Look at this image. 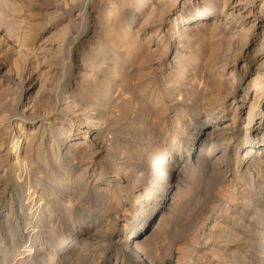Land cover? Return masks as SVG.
<instances>
[{
	"label": "bare ground",
	"instance_id": "1",
	"mask_svg": "<svg viewBox=\"0 0 264 264\" xmlns=\"http://www.w3.org/2000/svg\"><path fill=\"white\" fill-rule=\"evenodd\" d=\"M249 1L252 2L253 0H0V33L4 30L5 34L7 33L8 36L13 39V41H9V39L5 41V44L12 42L9 43L11 45L8 44V46H18L21 50L22 44L28 41V39H31L35 29L38 30L39 28L44 30L45 27L48 26L53 28V24L55 25L58 23H61V25L58 31H55L63 36L60 45L56 44V48H54V51L61 55L62 59L60 61L63 62V65L58 66L59 64L57 65V62L54 63L52 59H49V62L47 61L48 63H46L49 67L45 69V66L43 67L40 64V62L44 60L42 61L40 59V62H37L35 58L38 55L36 54L34 57L36 61L32 58L35 61V65L34 68L32 67L33 70L31 69V72L28 73V75L32 74V77L29 75L30 79L28 81L23 80L21 74L16 72L21 70V68H18L19 70L12 73L9 72V68L4 70L3 64L0 62V89H3L2 86H5V88L17 86L20 97L22 94H28L30 89L33 88L39 80H48L44 78L47 76L44 75L45 72L53 79H59L57 84L51 85V91L47 90V93H45V98L51 101V108H48L50 109V115L48 113V117L54 118L55 121L58 120V130H56L57 132L54 138L52 137L51 139L49 136L43 141L46 145V150L50 153L47 152L50 158V165L53 166L54 164L56 166L57 176H54L53 172L47 173L50 166H48L46 162L47 155L40 153L39 147L41 143L39 142L40 144L34 147V153H32L33 147L30 146L36 136V132L43 134L48 126L51 127L49 130L47 129L48 134L53 132V121L47 124L48 122L46 123V121L48 117L45 116L46 118H38L35 122L31 121L28 124L19 123L17 127H15L13 120L16 116H18L20 120H23L32 113L31 111L26 113L25 110L22 109L16 111L15 108L12 114L6 115V113L3 112V116L1 115L0 117V122L3 119L6 121L4 125L1 124L2 122L0 123V146L1 144L5 146V151H2V155L6 158V162L9 163V165L6 163L8 167L6 168L7 170L5 169V173L9 171L10 175H14L18 182L25 181L28 193L26 194L29 199V212L25 220L26 224L19 229L21 233L27 236L28 240L26 239L24 243L28 245L18 250V255L24 256L33 252L34 249L33 246H31V242L36 241V238L40 235L38 232L39 228L56 229V222L54 221L53 227H51V218L53 217L52 201L43 198L45 194L53 195V191L48 190L47 192V189L45 190L47 185L40 184V180L44 178L41 175L42 173H46V175L49 174L46 178H50L51 180L54 178L58 181V185H64L63 188H65V190L71 181L66 174L68 173L67 167L60 156L58 154L53 156L54 149H57L59 152L60 148H63L62 155H66V157L72 152V159H80L78 160L83 165V167L81 165L80 167L84 171V174L93 178L94 184L102 182L101 185L105 187L107 192L111 190L114 192L120 191L126 186H121L122 183L125 184V179L119 177L117 172L104 177L102 172L103 162L100 157L104 152L101 150L100 143L96 142L97 139H95L98 131L96 130L97 128L94 127L100 124L99 119H102L100 118L102 116L100 112L105 108L104 104L98 102L100 100L97 101V97L104 96L107 90L114 87V79L117 77V71L114 66L113 69H108L109 67L107 68L106 65L103 66L102 63H98V65L94 64L97 57L100 56L99 54H102V60H106L109 56L108 54L111 53L112 56L109 58L113 60V63L114 61L117 63L122 62L123 64L128 63L129 65L127 66H129L130 69H135L136 72L142 73V79L140 78L141 81L139 80V83L137 81L136 84L120 83L117 84L119 85L118 89L119 91L123 90L134 94L137 93L139 105L147 109V115H149L151 119V121H148V125L146 124L147 127L153 129L158 136L165 141L164 143L160 141L163 143L162 149L156 161H154L153 165L150 167V182L151 184L157 183L158 186L154 189L159 188L162 191L160 197L158 198L156 195H152V203L148 206V209L144 211L141 220H138L135 228L130 230L124 239L125 246H131L130 249L132 248L137 253L132 263H143L140 249H143L141 245H143L149 237L143 235L152 224L151 213L154 209L156 210L166 202L170 189L178 186V177L183 173L192 170L201 171L208 166H217L218 168L216 167L217 170L215 169V171H217L216 174L220 176L221 179L224 178L223 172L229 171L231 180L234 179V181L241 182V184L244 181L248 183V187H252L253 179H251V175L253 174L255 180H261L260 187L263 189L262 191H264V177L260 176V173H264V110L259 109V104L261 103L259 102V95L264 89V60L258 62V56L257 59L248 58V60H245L241 65L243 67L242 73H239L238 78L235 76L233 77L235 67L230 66L231 69L227 68V61H222L226 40L222 41L224 38L222 39L221 35L223 34L219 36L221 37L220 39L213 34L218 25L222 24L224 17L226 18V16H229L235 21V17L237 16L242 27H238L237 23H233V27H238V32L244 30L248 33L252 29L257 31V29L263 28L261 29V36L264 39V12L262 11L264 8V0H262L259 5L260 8L257 11H255L252 3ZM137 2L141 3V9H136V13L131 17V20H137L138 25L132 31L131 38L130 40L128 39L129 41L126 40L124 36H122L124 39L116 38L117 40L127 43V46L124 48H121L123 44L115 46V38L113 37L116 33L124 34V22L122 23V19L127 16L129 7ZM177 7H179L180 10H175ZM172 10L175 11L174 17L170 19L169 14L172 13ZM91 18L93 21L90 25L89 20ZM126 18L128 19V17ZM24 23L28 28H24L23 30L22 28L26 27L23 26ZM131 23H127L128 28H130ZM163 23H168L164 34L161 33L160 30ZM179 23L180 25L178 26ZM244 25H246L245 28H243ZM148 26L154 27L155 30L153 29L147 33L144 32L145 36L143 35L144 37H141L140 28ZM230 29L231 28L224 29L223 32H229ZM165 36L167 37L163 38ZM52 38L53 37H51V39ZM53 44L55 43L53 42ZM108 45L110 48L107 47ZM259 46L258 48H261L262 44ZM118 50L122 52V61L119 59ZM171 50L172 57L167 60L165 57ZM2 52L5 55L3 50ZM256 53L260 54L261 50H256ZM57 55L55 56L57 57ZM155 56L160 57L162 60H159L160 58L157 59L159 61L154 60L153 58H155ZM48 57L53 58V55ZM58 58H60L59 55ZM232 65H235V63ZM163 68L165 69L164 72ZM101 71L104 72V74L99 78L97 75ZM68 74H71V76L67 78ZM251 74L254 75L247 78L248 80L244 83L242 94H240L242 98H233L230 103L227 104V99L226 96L222 94L221 86H225L227 82L234 84L237 80L242 81L245 79V76L249 77ZM51 77H49L50 80L52 79ZM215 78L219 80L218 85H216ZM119 82L120 81H118V83ZM43 83L40 82L39 86L37 84V91L34 92L36 95L33 96L32 94L33 98L30 99L32 101H29L30 105L38 101H35V98L40 92V89L42 90L41 84ZM46 88L49 87L46 86L45 91ZM250 91L253 92V95L252 93L250 94L252 95V99L245 106V99H247ZM25 98H27V96ZM102 100L103 99H101V101ZM37 103H40V101ZM186 103L189 105L188 107L192 108H188ZM41 105L42 104H40V107ZM35 106L37 107L38 105ZM193 108H195V110H193ZM40 113L42 114V111ZM185 114L190 116L189 118L191 119L188 120L195 122V126L190 129L192 133L185 132L184 127H186L185 125L187 123L185 124L184 122L187 120L186 117H188H185ZM243 114L246 116V123L242 125V137L237 140L236 137L239 130L236 123ZM105 117L107 116H104V118ZM253 117L255 118L254 120H256L254 127L250 126ZM108 118L109 117H107V119ZM123 118H125V116ZM178 119H180V121H178ZM82 120L85 122L83 124H86V130H81L79 123H76V121L81 122ZM179 123H182L184 127H180ZM102 124L99 128H102ZM25 125H30L31 127L28 128ZM29 129L31 130L29 131ZM173 130L175 132H173ZM64 131H66L65 134ZM170 132H172V134ZM53 133H55V131ZM250 133L253 135L250 136ZM69 135L71 136L69 141L73 140L74 144L72 141L67 144H62L65 141L64 138H67ZM181 136L184 137L186 141H184V148H181V140H183ZM89 137H91L90 140ZM249 137H251L253 141H250V145H246V143H249ZM59 139H62V143ZM89 141L94 147H92ZM87 153H91V157L85 156ZM231 153L233 156L232 161L227 162L225 159ZM85 157L87 158L84 159ZM252 167L256 170V174L249 173ZM162 169L164 171H162ZM169 169L170 171L167 172ZM184 169L185 171H183ZM200 174L201 173H199V175ZM161 175H164V179L162 180L159 179ZM13 180H15V178ZM4 181L0 179V185L6 187ZM8 195L9 194L5 192L0 194V199H3L2 203H0V223L8 221L7 219H3V214L7 207L5 206L6 201L4 202V200H6L7 197L9 198ZM247 202H249L248 199L242 200L243 205H246ZM173 203L175 204V202ZM61 206L62 214H71L70 206ZM115 213L117 212L114 209V214ZM149 214H151L150 217ZM66 218H68V216ZM163 226L166 227V225H162V227ZM150 230H152V228ZM88 232L86 233L87 235L85 234L86 236H90ZM54 236L56 237L57 233L53 230V237ZM57 238L62 240V237L57 236ZM110 238L119 241L121 238H124V230L120 231L118 234H112ZM59 246L62 245L59 244ZM44 260H48V258H44Z\"/></svg>",
	"mask_w": 264,
	"mask_h": 264
},
{
	"label": "rangeland",
	"instance_id": "2",
	"mask_svg": "<svg viewBox=\"0 0 264 264\" xmlns=\"http://www.w3.org/2000/svg\"><path fill=\"white\" fill-rule=\"evenodd\" d=\"M261 2L262 0H253L251 2L255 11L259 10L260 8L259 5L261 4ZM135 4L129 7V12L126 16L128 17V19L126 17L122 19V23L124 22L123 25L125 27V28L123 27V32L125 35L123 33L121 34L116 33L114 37L112 36L113 38H115V43H116L115 46L121 44H123L121 48L127 46V43H124V41H120L117 39H124L125 37L126 40L128 39L130 40L132 31L138 25L137 20H133V21L131 20V17L136 13V9L137 8L141 9L140 8L141 3L137 2ZM178 9L180 10L179 7H177V9L175 10L178 11ZM263 9L262 11L264 12ZM174 12L175 11L172 10L173 14L172 13L169 14L170 19L174 17ZM235 18L236 19L234 21L229 16H226V18L224 17L222 24L218 25V27L216 28L213 34L215 37L219 39L221 37L222 39L224 38L222 41L226 40L225 41L226 44H224L225 49L223 52L224 55L223 58L226 59L224 60L222 58V61L223 62L227 61V68H230V66L235 67V72L233 74V77L235 76L236 78H238L239 73H242L243 67L241 65L245 62V60H248V58L257 59L258 57H259L257 59L258 62H262L264 60V39L261 36L262 35L261 29L263 28L257 29V31L252 29L248 33H246V31L244 30L238 32L237 28L242 27V24L240 23V20L237 18V16ZM92 21L93 20L91 18L89 20L90 25L92 24ZM127 23L128 24L131 23L130 28L127 27ZM233 23L234 24L237 23L238 27L234 28ZM60 25L61 23L55 25L53 24V28L48 26L45 27L44 30L38 28L39 32L37 29H35L32 35V37L34 38L31 37V39L25 41L27 43L24 42L22 44L21 50L18 48V46L17 47L8 46V44L12 42L5 44L6 40L8 41L9 39V41L10 40L13 41V39L10 36H8L7 33L5 34V31L3 30L0 33L2 35H5V36L0 35L1 38L0 62L3 64V69L7 70L9 68L8 69L9 72L15 73L16 70H19L21 68V70L16 72L21 74V78L23 80L28 81L30 77H32V74L31 75L29 74L30 75L29 77L28 73L31 72L30 71L31 69L33 70L35 65L34 63L36 60L37 62H40L39 61L40 59L42 61L44 60L43 62H40V64L43 67L45 66L44 67L45 69H48L49 67L48 64L46 65V63L49 62V59H52L54 63L57 62V65L59 64L58 66L60 65L62 66L63 62L60 61L62 59L61 55L54 51L55 50L54 48H56L55 45L56 44L60 45L63 39V36L58 32H56L58 31ZM167 25L168 23L162 24L161 26L162 29L160 28L161 33L164 34V31L167 29ZM179 25L180 23L178 24V26ZM23 26H26V24L24 23ZM245 27L246 25L243 26V28ZM24 28H28V26L23 27L22 29L24 30ZM229 28H231L229 32L228 31L223 32L224 29H229ZM153 29L155 30V28L152 26L140 28L141 37L145 36L144 32L147 33L148 31H151ZM220 35L221 37H219ZM51 37L53 38L51 39ZM166 37L167 36L163 38ZM53 42L55 44H53ZM260 44H262L263 47V48L261 47L262 49L258 48L260 47L259 46ZM107 47L110 48L109 45ZM4 48L7 50V52ZM43 48L45 50L47 49L46 50L47 52ZM258 49L261 50L260 54L256 53V50ZM2 50L4 51L5 55L3 54ZM51 50L53 51V53ZM171 52L172 50L165 57L167 60L168 58L170 59L172 57ZM121 53L122 52L118 50L120 60L123 57ZM36 54L38 56H36ZM50 54L53 55V58L48 57L51 56ZM57 54L59 55L60 58H58ZM55 55H57V57ZM99 55H98L99 57H97L96 60L94 59L96 61L94 62V64L98 65V63H102L103 66L106 65L107 68L109 67L108 69H113L115 67L117 71V77H115L114 79V87L107 90L104 96L97 95L98 96L97 101L98 100L101 101V99L104 100L98 102L104 104L105 108L103 111L100 112V114L102 115L100 117L102 119H99L100 124L94 127L97 128L96 130L98 131L95 139H97L96 142L100 143L101 150H103L104 152L102 156H100L101 161L103 162L102 172L104 177L110 176L111 173L117 172L119 177L125 179V184L122 183L121 186L123 185L126 186L123 189H121L122 191L115 190L116 192H114L111 190L107 192L105 187L101 185L102 182L94 184L93 178H90L86 174H84V171L80 167V165L83 167L82 163L79 161L80 159L79 158H75L76 160L72 159L73 158L72 152H70L71 154L69 153V156L66 157V155H62L63 148H60L59 152L57 151V149H54L53 156L57 154L60 156L61 160L67 167L68 171L67 170L66 171L68 173L66 174L68 175V178L70 179L71 182H69V185H67L65 190V188H63L64 185H58L57 180H55L54 178L53 180H51L50 178H46V176L48 177L49 174L46 175V173H42L41 176H43L44 178L40 180V184L45 186L47 185V187L45 188V190L47 189L46 190L47 192L48 190L53 191V195L45 194L43 198L45 200L47 199L48 201H52L51 204H52L53 217L51 218L52 221L51 227H53V221H54L56 222L55 223L56 229L39 228L38 232L40 233V235L38 236V238H36V241L31 242V246H33L34 249L33 252L28 255L20 256L18 255V250L28 245L27 243H24L26 239L28 240L27 236L21 233L19 230L20 228L23 227V225L25 226L26 224L25 220L27 219V215L29 212L28 211L29 199L27 197L28 193L26 189L27 184L25 183V181L18 182L14 175L13 176L10 175L9 171L5 173L9 163L6 162V158L4 157V155H2L3 154L2 151H5V146L1 144L0 158L2 159H0V179H2L3 181L6 180L4 181L6 183V187L0 185V194H2L3 192L8 193L9 198L7 197L6 200H4V202L6 201L5 206L7 207L3 214L4 217L3 219H7L8 221L5 223L3 222L0 223V264H43V263L44 264H134L132 263V260L137 255V253L132 248L130 249L131 246L129 247L125 246L124 239L130 232V230L135 228V225L137 224L138 220L139 221L141 220L144 211L147 210L148 206H150V204L152 203L153 200L152 195H156V197L158 198L160 197L162 191L159 188L154 189L158 186L157 183L151 184L150 182L151 181L150 167L153 165L154 161H156L157 157L159 156L160 150L162 149L161 148L162 144L165 141H163L162 138L158 136V134L153 129H149V127H147L148 121H151V119L149 115H147L148 114L147 109L139 105V102L137 101L138 100L137 93L134 94L129 91H123V90L119 91L118 89L119 85L117 84L120 83H127V84H136L137 82L139 83V80L141 81L142 79L141 76L142 73L138 71L136 72L135 69H130L129 66H127L129 65L128 63L123 64L122 62L117 63L115 61L113 63V60L109 58L112 56L111 53L108 54L109 56L106 58V60L101 59L102 54ZM35 56H36L35 58L36 60L34 59ZM155 58L153 59L156 61L162 60L158 56H155ZM57 60L60 62H58ZM234 63L235 65H232ZM164 71L165 69L163 68V72ZM102 74H104V72L101 71L100 73H98L97 77L100 78ZM44 75H47L44 78L48 80L45 79H42L41 81L39 80V82L36 83V85L30 89L28 94L25 95L22 94L21 97L19 96L18 93L19 91L17 86H14L13 88L12 87L5 88V86H2L3 89L2 88L0 89V117L1 115L3 116L2 114L3 112L6 113V115H9L12 114L15 111V109L16 111H18L19 109L25 110L26 113L30 111L32 112L31 115H29L27 118L23 120H20V118L16 116L13 120L15 127H17L19 123L28 124L31 121L35 122L38 118H42L45 116L48 117L50 115L49 113L50 109L48 108H51L50 106L51 101L50 99L48 100V98H45L46 97L45 93H47V90L51 91V85L57 84L59 82V79H53L47 72H45ZM253 75L254 74H251V76L249 77L245 76V79H243L242 81L237 80L236 83L234 84H232L231 82H227L225 86H221L222 94L226 96L227 100L226 99L225 100L227 104L230 103V101L233 98L236 99L240 97V94H242V89L245 85L244 84L245 81H247L248 80L247 78H250ZM70 76L71 74H68L67 78ZM49 77H51L52 79L50 80ZM118 81L120 82L118 83ZM40 82L43 83L41 84L42 90L40 89V92L38 93L40 95L37 94L35 98V101L38 100L37 102L40 101V103L35 102L30 105L29 101H32L30 99H32L33 96L36 95L34 94V92L37 91L36 86L37 84L39 86ZM215 82L216 85H218L219 83L218 78H215ZM46 86H48L49 88H46L45 91ZM252 91H250L249 95L247 96V99H245L246 100L244 104L245 106L252 99L251 97L253 95ZM251 93L252 95H250ZM26 96L27 98H25ZM39 99H41L42 101ZM259 102H261L259 104V109L264 110V89L259 95ZM40 104H42L41 107ZM35 105H38L37 106L38 108ZM186 106L188 107L189 105H187L186 103ZM188 108H192V107H188ZM43 110L46 111L44 112ZM193 110H195V108H193ZM41 111L42 114L40 113ZM104 116H107L109 118L108 119L107 117L104 118ZM124 116L125 118H123ZM185 117L187 118V120L184 122L185 124L187 123L185 125L186 127H184L182 123H179V126L184 127L186 133L189 132L192 133V130L190 129H192L195 126V122L192 120H188L191 119L189 118L190 116L188 114H185ZM245 117H246L245 114H243L236 123L239 130L238 131L239 133L237 132V137H236L237 140H239L242 137V133H243L242 125L246 123ZM255 118L253 117V121L250 123L251 124L250 126L253 127L255 126L254 124L256 122V120H254ZM52 121H53V132L55 131V133L51 132L52 134L51 133L48 134V130L51 128L50 126H48L47 128L48 130L46 129L43 134L40 132H36L35 133L36 136L33 139L30 146L33 147L32 153H34L33 151L34 147L37 146V144L41 143L39 147L40 153L47 155L46 162L48 166H50L47 173L53 172V175L57 176L58 173L56 172V166L54 164L53 166L50 165L49 162L50 158L48 156L49 151L46 150L45 148L46 145L43 142L49 136L51 139L52 137L54 138L56 136V132H57L56 130H58L57 126H59V123L57 124L58 120L55 121L54 118L48 117L46 123L48 122L47 124H50L52 123ZM178 121H180V119H178ZM1 122L0 123L2 125L6 123L5 119H3ZM76 123H79V126H81V130H86L87 127L86 124H83L85 123L83 120L81 122L76 121ZM101 124H102V128H99L101 127ZM25 126L28 128L31 127L30 125H25ZM31 129H29V131ZM65 132L66 131H64V134ZM173 132L175 131L173 130ZM170 133L172 134V132ZM252 135L253 134L250 133V136ZM70 138L71 136L69 135L67 138H64L65 141L63 143H62V139H59V141L62 144H67L70 141L73 142V140L69 141ZM90 139L91 137H89V140ZM182 139L183 140H181L182 141L181 148H184L183 146L186 141L184 140L185 139L184 137H182ZM160 141L163 143H161ZM250 141H253L251 137L248 138L249 143L248 144L246 143V145H250L251 144ZM89 143L92 145V147H94V145L90 141ZM167 146H171V145H167ZM85 156L91 157V153H87ZM87 157H85L84 159H86ZM232 158L233 156L231 153L225 160L227 162L232 161ZM213 167L214 166H210V167L208 166L201 171L192 170L190 172L183 173L185 175L182 174L181 176L178 177L179 180L177 184L179 187L176 186L177 189L176 187H172L168 193L166 202L162 206L158 207L156 210L155 209L153 210V212L151 213L152 224L150 228H148L143 235V236L147 235L149 237L147 241H145V243L143 244L144 247L143 245H141V248L143 249H140L142 253L141 257L143 258L142 264H264V191H262L263 189H261L260 187L261 180H255L254 179L255 176H253L252 174L251 175L252 176L251 179H253L252 187H248V183H245L244 181L242 182L243 184L242 185L241 182L234 181V179L231 180L229 171L223 172L224 178L221 179V177L216 174L217 171H215L217 166H215L214 168ZM185 169L183 171H185ZM122 171H124L125 173ZM162 171L164 170L162 169ZM169 171L170 169L167 172ZM199 173L201 174L199 175ZM249 173L256 174V170L252 167L250 168ZM79 176L81 177V180ZM260 176L264 177V173H260ZM14 178L15 180H13ZM78 178L80 182L78 181ZM159 179L160 180L164 179V175H161ZM180 179H182L183 181ZM244 199L245 200L248 199L249 201L247 202L246 205L242 204V200ZM2 201L3 199H0V203H2ZM173 202H175V204ZM61 205L70 206L71 214L70 215L69 214L67 215L66 213L65 215L62 214ZM113 208L116 210L117 213L114 214ZM151 214H149V217L151 216ZM67 216L68 218H66ZM162 225H166V227L165 226L162 227ZM151 228L152 230H150ZM53 230L56 231L58 237H62V240H59L57 236L53 237ZM91 230L93 231V233ZM122 230H124V238H121L120 239L121 241L120 240L115 241L114 239L110 238L112 234L114 233L118 234ZM87 232L89 233L90 236H86ZM59 244L62 246H59ZM44 258H48V260H44Z\"/></svg>",
	"mask_w": 264,
	"mask_h": 264
}]
</instances>
